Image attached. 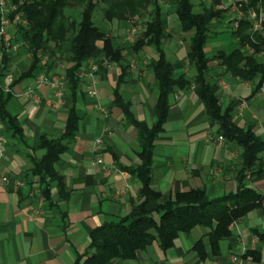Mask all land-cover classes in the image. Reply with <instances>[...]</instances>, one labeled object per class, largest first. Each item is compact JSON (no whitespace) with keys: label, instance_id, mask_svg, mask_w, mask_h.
<instances>
[{"label":"crops","instance_id":"crops-1","mask_svg":"<svg viewBox=\"0 0 264 264\" xmlns=\"http://www.w3.org/2000/svg\"><path fill=\"white\" fill-rule=\"evenodd\" d=\"M221 1L224 6V0ZM119 28L118 21L108 22L106 33L124 50V60L119 64L105 62L92 77L84 74L89 72L92 63L97 62L92 61L82 68L79 134L72 149L55 165L64 178L61 197L55 184L52 185V201H46L40 195L37 178L32 180L27 174L33 157L28 148L19 146L17 153H7V157L0 160V178L8 177L22 184L18 187L0 182V264H75L77 254L88 249L93 230L120 221L140 202V182L118 168V165H139L140 147L136 129L128 124L122 110L113 106L114 90L126 68L120 95L131 105L135 118L151 128L159 86L150 65L158 55L152 47H146L139 56H130L127 51L130 45L118 44L115 33L120 32ZM213 48L215 53L224 50L221 43L210 41L205 50L210 57ZM167 52L176 76L191 78L192 71L184 61L187 49L174 51L170 47ZM28 57L30 55L20 54L17 60V80ZM211 67L210 82L223 107L238 103L233 112L235 121L246 127L254 124L255 132L264 139V86L257 91L259 80L245 82L225 74V68L218 61ZM60 70L50 73L61 80L59 88L40 86L39 75L16 81L12 87L13 98L8 110L18 117L30 147L39 146L42 134L58 137L63 133L72 100ZM29 89L37 93L39 104H34L25 95ZM93 90L98 95H93ZM170 103L169 116L154 151L152 189L162 197L148 204L149 211L191 189L207 187L213 197H219L237 187L235 164L239 149L225 139L220 140L217 128L210 125L194 88L176 91L170 97ZM2 135L8 145L7 134L2 132ZM100 138L103 150L98 157L95 149ZM36 155L41 156L42 152ZM262 158L264 161V153ZM32 181L34 183L30 185ZM248 184L264 196V176L248 179ZM254 231L264 234V203L231 227L232 236L220 243L218 256L212 254L208 244L209 230L196 227L189 234H181L175 247L167 253L155 242L145 251L138 252L134 261L116 264H235V257L241 264H264V246ZM199 242L205 244L208 257L204 260L194 249ZM255 250L263 253L261 262L242 259L245 253Z\"/></svg>","mask_w":264,"mask_h":264},{"label":"trees","instance_id":"trees-1","mask_svg":"<svg viewBox=\"0 0 264 264\" xmlns=\"http://www.w3.org/2000/svg\"><path fill=\"white\" fill-rule=\"evenodd\" d=\"M11 1L25 13L24 18L28 22V26L18 27L15 44L19 46V54L30 55L32 60L17 82L41 74L50 75L62 63L60 73L68 83L72 100L63 133L58 137L42 134L39 136V146L33 148L28 145L26 132L18 117L8 110L13 95H6L0 89V121L3 133L7 134L11 142L6 146L7 153H17L19 146L33 153L32 166L27 174L32 180L37 178L40 195L46 201L53 200V184L61 197L64 178L59 175L55 165L63 154L72 149L79 134L81 116L78 104L83 96L80 92L82 68L92 61L103 68L105 62L119 64L124 60V50L117 47L114 39L96 25L94 17L99 6L103 5L101 12L107 22H128L143 17V13L152 8L143 32L127 50L130 56H139L144 48L152 47L158 55V59L150 65L159 86L153 126L149 128L146 123L138 121L131 112V105L125 103L120 95L126 68H123L114 90L113 102V106L122 110L128 124L134 126L137 132L140 164L131 167L118 165V168L140 182V202L120 221L93 230L88 249L83 254H77L75 264L134 261L138 252L145 251L155 242L167 253L175 247L181 234H189L196 227L209 230L208 244L212 254L220 255V243L232 236L231 227L264 203V196L248 184V179L264 176V139L255 132L254 124L246 127L235 121L233 112L238 103L223 107L210 82L211 64L218 61L225 68V74L245 82L259 80L257 91L263 88L264 31L253 32L252 15H264V0H236V11L242 14L239 20L231 17L229 9L222 7L221 0H213L210 5L206 2L200 4L201 12L195 11L197 5L194 0H169L180 33L189 36L184 61L192 71L191 78L185 75L177 77L173 62L168 57L166 44L173 39V34L169 31V20L160 0ZM70 12H78L79 15L72 17ZM222 22L230 24L236 48L231 52L218 51L210 57L205 51L208 43L220 32L229 30L226 27L215 29ZM236 23L237 29L234 27ZM66 45L69 46L64 51ZM46 55L50 56L47 57L48 61H44ZM10 61L5 59L7 67ZM190 88H194L204 105L210 125L217 128V134L239 149L235 164L237 187L235 191L219 197H213L207 187L191 189L174 195L149 211L148 204L162 197L152 189L154 151L169 116L170 97L178 90ZM38 152H42V155L37 156ZM254 235L264 246V234L254 231ZM194 249L202 260L208 257L203 242L197 243ZM262 254L260 250L248 251L242 259L259 263Z\"/></svg>","mask_w":264,"mask_h":264},{"label":"built area","instance_id":"built-area-1","mask_svg":"<svg viewBox=\"0 0 264 264\" xmlns=\"http://www.w3.org/2000/svg\"><path fill=\"white\" fill-rule=\"evenodd\" d=\"M24 17L25 13L21 11L19 6L14 4L11 0H0V89H2L3 93L6 95H13L12 87L17 81V60L19 59L20 54L19 46L15 44V37L20 25L24 27L28 26V22ZM252 20L253 32L264 31V15L262 13L260 15L253 13ZM237 26L238 25L236 23L234 25L235 29H237ZM136 33V29H131L127 39L133 40L132 37L136 35ZM250 51L251 50H249V52ZM6 58L11 60L9 64L10 68H8L9 66L7 67L4 63ZM44 61H48V58L45 57ZM98 68L99 66L97 63H92L89 72L85 73L84 75L92 77L94 73L98 71ZM38 83L40 86L46 85L52 89L59 88L62 85L59 77L46 74H41L38 76ZM92 94L96 96L98 95V92L93 90ZM25 95L31 99L34 104L40 103V98L34 90L29 89ZM60 96H62V93ZM242 106H245V104ZM2 132L3 127L0 121V160L7 157V143L2 135ZM220 140H223V138L220 137ZM102 150L103 140L100 138L96 141L95 149L98 157L100 156ZM0 182L5 185H10L13 183L18 187L22 186L21 182L8 177L0 178ZM233 262L235 264H241V261L237 257L233 258Z\"/></svg>","mask_w":264,"mask_h":264},{"label":"rangeland","instance_id":"rangeland-1","mask_svg":"<svg viewBox=\"0 0 264 264\" xmlns=\"http://www.w3.org/2000/svg\"><path fill=\"white\" fill-rule=\"evenodd\" d=\"M213 0H194L195 4L197 5L196 6V12H201L202 10V7L200 6V4L202 3H205L210 5L211 2ZM161 2V5L163 7V11L164 13H166L167 17H168V20H169V31L172 32L173 34V39L170 41V43L166 44V48L169 50L170 48L169 47H173L174 51H176L178 48L179 49H187L188 48V35H182L179 31V24L176 20V18L174 17L173 15V10L171 9V7L169 6V0H160ZM222 2V1H221ZM224 6H222L224 9H229V13L231 14V17L233 19H236V20H239L241 17H242V14L239 13L238 11H236V8H235V5H236V0H224ZM103 8V5H100L96 14H95V21H96V25L104 32L107 31V23L104 19H103V14L101 12ZM152 12V8H150L149 10H147L146 12L143 13V17H136L128 22H118L119 23V31L120 32H114L116 35H117V39H118V44L120 45H125V44H128V45H131L133 43H135V41L140 37L141 33L143 32L144 30V26L146 24V22L149 20L150 18V14ZM71 13V12H70ZM79 15V13H71V16L72 17H75L76 15ZM227 22V21H226ZM223 25V27H222ZM230 24H225V23H220V24H217L215 26V29H222V28H227L229 30H225V31H222V33L220 32L219 35L214 38L213 40V43H221V47L222 49L224 50H232L236 47V44L233 40V37H232V33H231V29L229 27ZM129 28L130 30L131 29H136L137 30V33L136 35H134L132 37L133 40H129L127 39L126 41L124 40L125 37L128 38V35H129V31L130 30H127ZM127 30V32H126ZM219 31V30H218ZM124 35V36H123ZM69 45H66L65 48H64V51L65 49H67L66 47H68ZM215 49L213 48V51H211V55H214L215 54ZM128 51V50H127ZM251 53V52H250ZM46 57H50L49 55H46ZM27 61L25 64H23V69L22 70H26L29 65H28V62L31 63V59L30 57L26 58ZM64 60V59H63ZM62 63H59V67L60 69L63 68V66H61ZM61 71V70H60Z\"/></svg>","mask_w":264,"mask_h":264}]
</instances>
